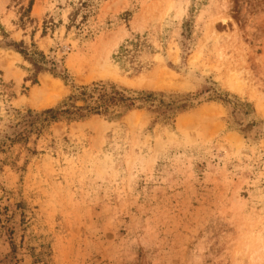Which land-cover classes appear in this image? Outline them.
I'll return each instance as SVG.
<instances>
[{"label": "rangeland", "instance_id": "obj_1", "mask_svg": "<svg viewBox=\"0 0 264 264\" xmlns=\"http://www.w3.org/2000/svg\"><path fill=\"white\" fill-rule=\"evenodd\" d=\"M29 1L0 0V26L68 80L31 84L0 32V264H264V0H31L21 25ZM96 81L153 91L156 111L15 138Z\"/></svg>", "mask_w": 264, "mask_h": 264}, {"label": "trees", "instance_id": "obj_2", "mask_svg": "<svg viewBox=\"0 0 264 264\" xmlns=\"http://www.w3.org/2000/svg\"><path fill=\"white\" fill-rule=\"evenodd\" d=\"M32 7V1L28 2L26 7L22 8L21 16L19 17V23L24 25L26 19L32 20L30 17V11ZM26 18H23V15ZM189 21L183 23V30L188 31ZM0 32L3 38V46L19 53L25 61L31 66V70L35 75H32L31 84L37 82L36 76L40 72L48 71L54 77L61 78L65 84H67L68 75L65 68H59L56 62L51 61V66L48 68L47 60L43 51L39 50L34 42L27 45L23 40L15 41L8 38V34L5 33L3 27L0 26ZM8 38V40H6ZM131 48L126 45H121L115 55L119 60H127L132 62L136 52L144 43L140 40H133L128 42ZM184 51V48L182 46ZM142 70V67H134L133 71L138 73ZM71 92L63 101L56 107L44 109L40 112H34L27 110V113L23 115L24 127L22 131L15 133V138H22L24 134L30 131H40L44 128V123H50L64 119L67 122L84 120L92 115H100L108 120L119 119L127 111L134 108L146 107L151 111H156L153 107V100L157 96V93L148 90H134L118 86L112 82L96 81L86 85H70ZM81 101L82 104H77ZM162 105H164L162 103ZM160 108V106L157 105ZM166 107V105H164ZM180 110L187 109L186 104L179 106ZM164 115H167L164 110ZM42 125V126H41Z\"/></svg>", "mask_w": 264, "mask_h": 264}, {"label": "bare ground", "instance_id": "obj_3", "mask_svg": "<svg viewBox=\"0 0 264 264\" xmlns=\"http://www.w3.org/2000/svg\"><path fill=\"white\" fill-rule=\"evenodd\" d=\"M141 79H135V80H133L132 82H139ZM154 83H158L159 85H162V83H159V82H154ZM35 93H36V90H33L32 91V96H34L35 95ZM32 101V100H31ZM50 103V100L48 99V98H41V99H39L38 101H36V102H34V106L35 107H44V106H47L48 104ZM256 107L258 108V109H260V110H262V109H264V103L263 102H261V101H259V100H257V103H256ZM183 120H184V117L182 118H180V121H179V123L181 122H183Z\"/></svg>", "mask_w": 264, "mask_h": 264}]
</instances>
